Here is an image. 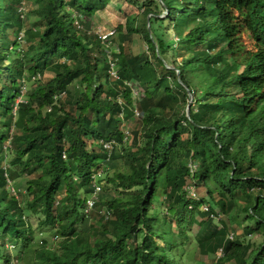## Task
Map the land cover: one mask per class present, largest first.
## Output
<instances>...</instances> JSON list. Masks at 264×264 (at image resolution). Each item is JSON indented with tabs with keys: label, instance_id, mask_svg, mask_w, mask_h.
I'll use <instances>...</instances> for the list:
<instances>
[{
	"label": "trees",
	"instance_id": "obj_1",
	"mask_svg": "<svg viewBox=\"0 0 264 264\" xmlns=\"http://www.w3.org/2000/svg\"><path fill=\"white\" fill-rule=\"evenodd\" d=\"M109 2L0 0V264H264V0Z\"/></svg>",
	"mask_w": 264,
	"mask_h": 264
},
{
	"label": "rangeland",
	"instance_id": "obj_2",
	"mask_svg": "<svg viewBox=\"0 0 264 264\" xmlns=\"http://www.w3.org/2000/svg\"><path fill=\"white\" fill-rule=\"evenodd\" d=\"M137 1V2H135ZM36 2L37 0H33V6H36ZM135 2V3H134ZM147 5V0H110V2L108 4H104V5H99L94 9V13L92 15H81L79 13L75 12V15H78L80 20L85 22V21H91L92 23V31L101 35V36H107L110 32L114 31L115 29H118L119 26H123L126 24V19L128 16L130 15H135V16H139L142 14L145 6ZM69 9H72L71 6H68ZM20 11L25 12V14H28L29 12V6L27 4L24 5V2H22V7H20ZM24 14V17H25ZM161 16H164V14H162ZM28 21L29 23H34L37 20V17L30 13L28 14ZM24 32V34H20V42L23 43V40H27V41H32L33 39L38 37L40 35V28L39 27H33L31 28V30H27ZM24 37V38H22ZM176 37H174L175 39ZM114 46V45H113ZM4 47L6 50L10 49V44L9 41H6L4 44ZM34 47V43H30L29 45V49H32ZM115 47V46H114ZM127 48L129 50H131L133 52V54L136 53H144L146 52L147 46L144 42V39L142 38V36L135 34L132 37V42H130L129 45H127ZM74 58V57H73ZM178 61H181V58L178 59ZM78 61L76 60H70L69 64L72 67H77L78 66ZM170 67H173V65H171L170 63ZM150 70V69H148ZM151 71V70H150ZM152 72V71H151ZM53 73L52 72H45V74L43 75V79H41L42 81L45 79H48L49 77H52ZM150 77H154L156 75V72L154 71L153 74H149ZM161 82L164 85L169 84L168 79H162ZM36 87V85L34 84H27V89L23 90V93H27L28 95L31 94L32 90H34V88ZM141 92V91H140ZM18 101L21 100V97H19L17 99ZM185 137V135H184ZM104 142V141H102ZM9 144H7L6 146H8ZM128 171L127 167H123V166H119L117 169L114 170H110L109 172V176H112L115 172H126ZM106 184V183H105ZM194 190L192 188L189 189L188 191V195H194ZM196 200H198V197L195 198ZM201 209L203 210H209L212 214V219L213 222L222 226L225 225V223L221 220V218H219L217 216V214L215 213V211H213L211 208H209L207 205L202 204L200 206ZM195 220L197 221L195 225H193V228L191 230L192 235L194 237H197L198 239H205L208 237L209 235V231L207 229V224H205V222H203L201 220V218L199 216H197L195 218ZM245 225L242 224L240 227H236V232L239 235L240 233L243 232ZM256 238H254L253 236L249 237V241H255ZM192 255V261L190 262V264H210V262L212 261V257L211 256H194L193 258V251L192 253L189 252ZM220 251L218 252V256H220Z\"/></svg>",
	"mask_w": 264,
	"mask_h": 264
},
{
	"label": "built area",
	"instance_id": "obj_3",
	"mask_svg": "<svg viewBox=\"0 0 264 264\" xmlns=\"http://www.w3.org/2000/svg\"><path fill=\"white\" fill-rule=\"evenodd\" d=\"M75 24L78 27H81V28L83 27L81 24H79L78 21H75ZM112 74H114V72ZM133 94H134V96H138L139 95V89L133 90ZM136 116H140V113L139 112H136ZM102 147H103V150L104 151L107 150L106 152L108 154H110L109 152H111V150L113 149V144H112V142H103ZM96 190L99 191L100 190V187H96ZM88 203H89V205H92L93 204V200H89Z\"/></svg>",
	"mask_w": 264,
	"mask_h": 264
}]
</instances>
